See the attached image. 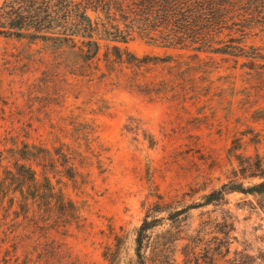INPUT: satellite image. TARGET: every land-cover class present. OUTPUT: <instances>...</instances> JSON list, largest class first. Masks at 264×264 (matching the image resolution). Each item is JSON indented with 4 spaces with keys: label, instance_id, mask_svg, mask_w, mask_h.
<instances>
[{
    "label": "rangeland",
    "instance_id": "rangeland-1",
    "mask_svg": "<svg viewBox=\"0 0 264 264\" xmlns=\"http://www.w3.org/2000/svg\"><path fill=\"white\" fill-rule=\"evenodd\" d=\"M117 46L149 58L136 88L130 69L75 77L41 43L0 37V264H138L144 219H159L146 264H184L191 239L197 254L227 239L216 264H264V194L186 210L264 181V74L141 39ZM25 145L53 156L19 160Z\"/></svg>",
    "mask_w": 264,
    "mask_h": 264
},
{
    "label": "trees",
    "instance_id": "trees-1",
    "mask_svg": "<svg viewBox=\"0 0 264 264\" xmlns=\"http://www.w3.org/2000/svg\"><path fill=\"white\" fill-rule=\"evenodd\" d=\"M0 37L41 43L57 62V68L63 66L75 77L93 78L98 73L105 77L102 62L109 75L116 67H120L119 73H123L122 68L130 69L128 84L133 88L138 87L137 71L149 58L139 59L117 44L134 39L168 49L229 56L235 62L242 59L243 68L258 76L264 74V0H0ZM25 146V151L17 153L19 160L33 163L40 155L53 156L46 150V154L29 152ZM15 169L17 175L26 172L35 181L36 171L30 165L17 164ZM250 169L243 167L240 175L246 176ZM251 172L248 176H257L256 170ZM45 180L50 187L49 180ZM227 192L262 195L264 181L247 188L241 183L230 187L225 184L186 210L224 205ZM179 212L171 216L177 217ZM158 222L144 219L136 232L138 264H146L142 250L149 240L148 232ZM227 241L214 248L205 244L197 254L195 250L202 241L191 239L184 247V264H216L229 253ZM109 261L113 264L112 259Z\"/></svg>",
    "mask_w": 264,
    "mask_h": 264
}]
</instances>
